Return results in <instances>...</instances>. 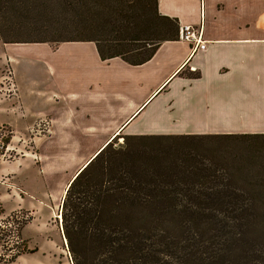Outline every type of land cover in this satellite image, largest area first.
<instances>
[{"label": "trees", "instance_id": "obj_1", "mask_svg": "<svg viewBox=\"0 0 264 264\" xmlns=\"http://www.w3.org/2000/svg\"><path fill=\"white\" fill-rule=\"evenodd\" d=\"M137 1L149 23L135 0H0V41H91L101 60L139 65L180 25L157 0ZM119 135L64 193L73 264H264V133L126 134L114 145ZM6 227L0 245L11 236L19 248L0 264L36 250L17 241L21 225Z\"/></svg>", "mask_w": 264, "mask_h": 264}, {"label": "crops", "instance_id": "obj_2", "mask_svg": "<svg viewBox=\"0 0 264 264\" xmlns=\"http://www.w3.org/2000/svg\"><path fill=\"white\" fill-rule=\"evenodd\" d=\"M157 11L176 18L179 25L201 27L205 48L197 49L178 36L160 43L139 65L119 57L101 60L91 41L62 42L52 51L65 50L66 69L77 71L79 87L51 95L62 105L47 113L49 141L44 151L52 157L51 174L60 179L51 190H65L118 133L264 131V0H157ZM8 58L14 66L13 58ZM116 87L130 96L125 94L122 103L111 107L108 93ZM109 108L110 112L103 111ZM77 130L105 135L83 156L77 154L76 145L51 151L49 143L76 140ZM9 175L16 178L15 173Z\"/></svg>", "mask_w": 264, "mask_h": 264}, {"label": "rangeland", "instance_id": "obj_3", "mask_svg": "<svg viewBox=\"0 0 264 264\" xmlns=\"http://www.w3.org/2000/svg\"><path fill=\"white\" fill-rule=\"evenodd\" d=\"M125 1L123 0L124 3ZM134 3L140 5L138 21L149 23L145 11L141 12L145 4L137 0ZM150 8H146L147 15H151ZM103 34L106 36L108 33ZM46 38L53 37L47 35ZM56 47L57 44L52 42H31L16 46L0 41V223L7 226L6 230H14V227L21 225L17 241L24 240L28 250L36 249L20 255L8 264H73L62 229L61 205L64 190H51L56 188L54 185L60 179L51 174L52 157L44 148H48L49 141L47 113L58 111L57 108L62 107L51 95L53 92L63 94L78 89L79 78L77 71L66 69L68 62H65L64 49L52 52ZM7 55L13 58L14 66ZM109 93L111 107L122 103L125 94L130 96L119 87ZM110 109L103 111L108 113ZM40 111L43 114L36 115ZM4 122L13 123L15 128L12 129ZM136 124H139L138 121ZM80 131L74 132L76 140L71 142L49 143L51 151L56 153L58 149L63 152L71 145H76L77 154L83 156L93 149L95 141L105 135L104 131L88 135H83ZM124 135L126 133L122 132L114 138V145L121 143ZM5 138H8L7 143ZM10 172L15 173L16 178L10 177ZM48 174L51 175L45 176ZM65 183L63 182L61 189L65 187ZM257 191L264 195V190ZM261 238L264 242V234H261ZM2 244L0 254H10L19 248L11 236H7Z\"/></svg>", "mask_w": 264, "mask_h": 264}, {"label": "built area", "instance_id": "obj_4", "mask_svg": "<svg viewBox=\"0 0 264 264\" xmlns=\"http://www.w3.org/2000/svg\"><path fill=\"white\" fill-rule=\"evenodd\" d=\"M179 38L181 40L193 43L197 49L203 50L205 48V41L202 39L201 27H194L189 24L179 26Z\"/></svg>", "mask_w": 264, "mask_h": 264}, {"label": "bare ground", "instance_id": "obj_5", "mask_svg": "<svg viewBox=\"0 0 264 264\" xmlns=\"http://www.w3.org/2000/svg\"><path fill=\"white\" fill-rule=\"evenodd\" d=\"M101 148H102V147H101ZM101 148H100V149H101ZM100 149H99V150H100ZM99 150H98V151H99ZM98 151H97L96 153H98ZM96 153H95V154H96ZM95 154H94V155H95ZM94 155H93L92 157H94ZM92 157H91V158H92ZM91 158H90V159H91ZM90 159H89V160H90ZM89 160H88V161H89ZM88 161L86 162V164L88 163ZM86 164H84V165L82 166V168H83ZM82 168H81V169H82ZM81 169H80V170H81ZM80 170H79V171H80ZM79 171H78V172H79ZM78 172H77V173H78ZM77 173H76V174H77ZM76 174H75V175H76ZM74 177H75V176H74ZM74 177H73V178H74ZM73 178H72V179H73ZM69 183H70V182H69ZM67 187H68V185H67ZM67 187H66V188H67ZM66 188H65V190H64V192H63V195H64V193H65V191H66Z\"/></svg>", "mask_w": 264, "mask_h": 264}]
</instances>
